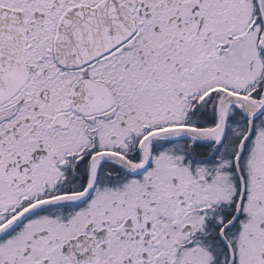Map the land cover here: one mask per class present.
Listing matches in <instances>:
<instances>
[{
	"label": "snow or ice",
	"instance_id": "snow-or-ice-1",
	"mask_svg": "<svg viewBox=\"0 0 264 264\" xmlns=\"http://www.w3.org/2000/svg\"><path fill=\"white\" fill-rule=\"evenodd\" d=\"M0 264H264V0H0Z\"/></svg>",
	"mask_w": 264,
	"mask_h": 264
}]
</instances>
